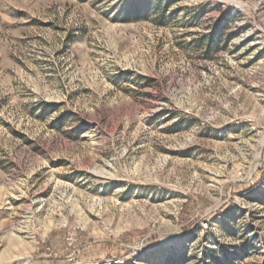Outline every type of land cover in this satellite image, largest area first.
<instances>
[{
	"label": "rangeland",
	"instance_id": "obj_1",
	"mask_svg": "<svg viewBox=\"0 0 264 264\" xmlns=\"http://www.w3.org/2000/svg\"><path fill=\"white\" fill-rule=\"evenodd\" d=\"M0 264H264V0H0Z\"/></svg>",
	"mask_w": 264,
	"mask_h": 264
}]
</instances>
